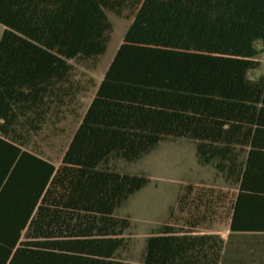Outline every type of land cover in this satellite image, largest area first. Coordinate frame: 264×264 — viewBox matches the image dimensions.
I'll return each mask as SVG.
<instances>
[{
	"label": "trees",
	"instance_id": "1",
	"mask_svg": "<svg viewBox=\"0 0 264 264\" xmlns=\"http://www.w3.org/2000/svg\"><path fill=\"white\" fill-rule=\"evenodd\" d=\"M107 13L130 23L56 166L35 139L94 87ZM0 24V264H133L117 212L150 179L108 174L187 136L226 181L249 147L238 192L181 185L136 264H264V0H0Z\"/></svg>",
	"mask_w": 264,
	"mask_h": 264
},
{
	"label": "rangeland",
	"instance_id": "2",
	"mask_svg": "<svg viewBox=\"0 0 264 264\" xmlns=\"http://www.w3.org/2000/svg\"><path fill=\"white\" fill-rule=\"evenodd\" d=\"M107 16L113 25V30L105 53L98 58L94 69H89L82 64L76 65L77 77H80L82 81L92 78L94 87L79 95L75 107L77 116L68 115L62 123L58 124L57 130L51 131L47 128L35 139L42 157L56 166L60 164L73 132L80 124L82 115L103 81L130 23V19L119 18L111 13H107ZM2 31L3 27L0 25V36ZM259 73L264 74V58ZM191 141V137L187 136L176 142L163 143L138 163L131 165L120 163L117 172L108 174L111 178L127 173L144 175L150 179V184L131 197L126 206L117 212L119 216L128 217L131 221V229L126 236L129 248L122 254L127 261L133 264L138 263L150 229L168 222L169 209L174 206L176 194L181 185L212 187L227 192L231 199L236 196L244 167L246 147H238L237 168L232 178L226 181L213 170L202 168L196 163ZM226 225L227 222L223 219L216 229L224 233ZM204 232L202 229L199 230V233Z\"/></svg>",
	"mask_w": 264,
	"mask_h": 264
},
{
	"label": "crops",
	"instance_id": "3",
	"mask_svg": "<svg viewBox=\"0 0 264 264\" xmlns=\"http://www.w3.org/2000/svg\"><path fill=\"white\" fill-rule=\"evenodd\" d=\"M1 25V24H0ZM2 26V25H1ZM3 27V26H2ZM3 29H4V27H3ZM3 32V31H2ZM262 66H263V60L261 61V68H262ZM262 74V73H261ZM264 75V74H263ZM246 149H247V152H246V157H247V154H248V150H249V147H246ZM246 157H245V161H246ZM245 161H244V163H245ZM243 171V170H242Z\"/></svg>",
	"mask_w": 264,
	"mask_h": 264
},
{
	"label": "water",
	"instance_id": "4",
	"mask_svg": "<svg viewBox=\"0 0 264 264\" xmlns=\"http://www.w3.org/2000/svg\"><path fill=\"white\" fill-rule=\"evenodd\" d=\"M222 237H224V235H222Z\"/></svg>",
	"mask_w": 264,
	"mask_h": 264
}]
</instances>
